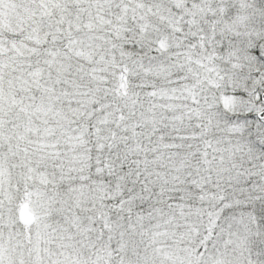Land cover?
<instances>
[{
    "label": "snow or ice",
    "instance_id": "snow-or-ice-1",
    "mask_svg": "<svg viewBox=\"0 0 264 264\" xmlns=\"http://www.w3.org/2000/svg\"><path fill=\"white\" fill-rule=\"evenodd\" d=\"M0 264H264V0H0Z\"/></svg>",
    "mask_w": 264,
    "mask_h": 264
}]
</instances>
